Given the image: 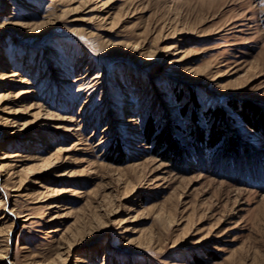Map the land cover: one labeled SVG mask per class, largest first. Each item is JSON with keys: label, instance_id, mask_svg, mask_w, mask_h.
I'll list each match as a JSON object with an SVG mask.
<instances>
[{"label": "rangeland", "instance_id": "rangeland-1", "mask_svg": "<svg viewBox=\"0 0 264 264\" xmlns=\"http://www.w3.org/2000/svg\"><path fill=\"white\" fill-rule=\"evenodd\" d=\"M246 107L264 117V0H0V264H264Z\"/></svg>", "mask_w": 264, "mask_h": 264}, {"label": "trees", "instance_id": "trees-1", "mask_svg": "<svg viewBox=\"0 0 264 264\" xmlns=\"http://www.w3.org/2000/svg\"><path fill=\"white\" fill-rule=\"evenodd\" d=\"M193 100H195L194 97H193ZM249 110H251V113L248 114ZM222 113H223L222 110L217 109L213 113V119L218 120L219 117H221ZM239 113L243 119H246L245 121L249 125L253 126L252 120H250L249 117L250 115L252 116V118L253 116L254 117L257 116L258 112L255 108L246 107L244 111H241ZM259 124L260 126L264 124V117H261V116L259 117ZM156 126L157 124H154L152 120L149 122V127H147V130H146L148 137L153 136L156 130L155 129ZM212 130L213 131L208 136L209 139L205 138V136H203V133L201 131L198 132V138L200 142L206 143L210 149L218 145L221 142L223 135H225V131L222 128H219L217 126H214ZM157 142H158V145H162V144L167 145L169 153H172V156H173L172 158L177 159V161H180L182 157H184V155L186 154V149L184 148V146L181 145L179 140H177L168 130L161 131L159 133L157 137ZM239 148L240 147L237 141L232 137H228L225 143V148L223 149V156L224 155H225L224 157L240 156L241 153L239 152Z\"/></svg>", "mask_w": 264, "mask_h": 264}, {"label": "bare ground", "instance_id": "bare-ground-1", "mask_svg": "<svg viewBox=\"0 0 264 264\" xmlns=\"http://www.w3.org/2000/svg\"><path fill=\"white\" fill-rule=\"evenodd\" d=\"M7 63H4V65H6ZM17 75V73H13L12 75H10V76H16ZM34 91H30V90H26V91H24V89H22V90H20V92H19V94H18V96H17V98H19V100L22 102H24V99H25V96L26 95H28V94H32ZM29 216H26L25 218H27V219H24V220H29V218H28ZM82 259L80 258V257H78L76 260H75V262H80Z\"/></svg>", "mask_w": 264, "mask_h": 264}]
</instances>
